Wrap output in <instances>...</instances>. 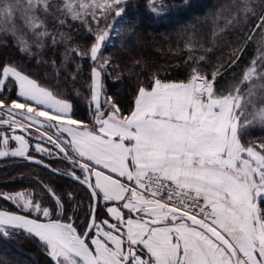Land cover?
<instances>
[{"label":"snow or ice","instance_id":"snow-or-ice-1","mask_svg":"<svg viewBox=\"0 0 264 264\" xmlns=\"http://www.w3.org/2000/svg\"><path fill=\"white\" fill-rule=\"evenodd\" d=\"M134 10L0 0L15 49L0 59V158L48 173L0 189V235L33 241L44 264H264V137L248 136L264 132V0L221 3L210 41L190 25L184 78L144 67L123 107L107 93L108 78L123 83L107 48L136 35ZM231 30L227 55L210 58Z\"/></svg>","mask_w":264,"mask_h":264},{"label":"trees","instance_id":"trees-1","mask_svg":"<svg viewBox=\"0 0 264 264\" xmlns=\"http://www.w3.org/2000/svg\"><path fill=\"white\" fill-rule=\"evenodd\" d=\"M149 0H129L135 10L125 18V26L136 21V35L127 43L116 41L115 47L108 45L107 51L120 64L117 69L121 73L123 83H113L110 77L105 81L107 93L116 96L123 107L128 106L131 94L136 88L137 79H145L147 74L142 71L146 67L150 70H161L162 77L168 79L184 78V60L189 55L184 47V31L192 32L190 25H195L197 35H202L205 41L211 40V22L206 19L216 7L225 0H156L162 4L163 11L157 15L148 8ZM237 30L226 32L218 41L222 47L209 53L210 58L220 56L227 49L223 47L234 40ZM254 38H258V32ZM13 40L10 36L0 33V59L4 54L14 52ZM5 44L8 45L5 48ZM206 47H212L207 43ZM255 43H249L241 62L246 63L254 54ZM61 52L63 48L59 49ZM204 55L203 52L199 53ZM45 55H48L45 53ZM59 60V57H57ZM139 61L137 65L134 62ZM72 71V68H69ZM84 76L78 77L77 87L87 77L88 67L84 65ZM66 76L67 73H61ZM83 90V89H81ZM83 107H81V114ZM250 138L264 137V132L253 129L248 132ZM47 182L48 173L42 167L13 158L0 160V189L17 191L31 189L36 178ZM0 203H3L0 201ZM7 207V205H4ZM45 257L35 243L24 236H13L9 239L0 235V264H44Z\"/></svg>","mask_w":264,"mask_h":264},{"label":"crops","instance_id":"crops-1","mask_svg":"<svg viewBox=\"0 0 264 264\" xmlns=\"http://www.w3.org/2000/svg\"><path fill=\"white\" fill-rule=\"evenodd\" d=\"M1 159H5V158H0V160H1Z\"/></svg>","mask_w":264,"mask_h":264},{"label":"rangeland","instance_id":"rangeland-1","mask_svg":"<svg viewBox=\"0 0 264 264\" xmlns=\"http://www.w3.org/2000/svg\"><path fill=\"white\" fill-rule=\"evenodd\" d=\"M12 146H15V145H12Z\"/></svg>","mask_w":264,"mask_h":264},{"label":"water","instance_id":"water-1","mask_svg":"<svg viewBox=\"0 0 264 264\" xmlns=\"http://www.w3.org/2000/svg\"><path fill=\"white\" fill-rule=\"evenodd\" d=\"M32 164V163H31ZM38 166V165H37ZM41 167V166H40Z\"/></svg>","mask_w":264,"mask_h":264}]
</instances>
